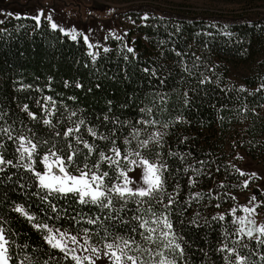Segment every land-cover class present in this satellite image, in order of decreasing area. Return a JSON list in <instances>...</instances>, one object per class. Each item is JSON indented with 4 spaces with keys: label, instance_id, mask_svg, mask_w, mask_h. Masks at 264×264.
Returning <instances> with one entry per match:
<instances>
[{
    "label": "trees",
    "instance_id": "16d2710c",
    "mask_svg": "<svg viewBox=\"0 0 264 264\" xmlns=\"http://www.w3.org/2000/svg\"><path fill=\"white\" fill-rule=\"evenodd\" d=\"M144 12L152 16L138 34L130 39L132 31L124 32L107 51H94L81 36L72 39L41 18L0 20V129H8L0 132V157L11 162L0 164V230L9 264H76L46 243L38 225L87 229L92 240L138 238L156 229L150 244L172 264H264V235L238 232L233 200L242 179L234 151L264 156V22L251 9L194 16L144 5L127 14ZM220 57L253 63L242 79L246 89L224 85ZM216 64L223 68L217 79L208 71ZM141 126L164 129L142 149L163 166V187L153 196L125 201L111 193L113 205L101 209L39 185L40 156L49 149L66 164L75 153L68 169L99 161L110 184L114 162L101 161V154L111 145L121 152L123 139ZM21 136L36 145L30 163L20 159ZM164 217L172 224L167 238L169 229L156 223ZM171 241L180 248L166 247Z\"/></svg>",
    "mask_w": 264,
    "mask_h": 264
},
{
    "label": "rangeland",
    "instance_id": "374dc122",
    "mask_svg": "<svg viewBox=\"0 0 264 264\" xmlns=\"http://www.w3.org/2000/svg\"><path fill=\"white\" fill-rule=\"evenodd\" d=\"M144 5L151 8L160 7L171 12L194 16H229L230 14L242 13L245 9H251L264 22V0H0V20L16 14H25L35 18L39 16V18L49 25L55 23L58 29H63V32H66L70 37L73 35L75 37L81 36L84 40V37L87 36L88 40L86 44L92 47L94 51H97L105 49L108 42H117L124 39V32L132 31L130 39L135 37L138 34L136 30L138 25L148 21L147 19L152 15L146 12L138 15H129L127 13L133 9L137 10V8H141ZM215 62H220L217 64L224 62L227 69L224 70L217 64L214 69L208 66V71L214 78L217 79L223 69L225 73L224 85L226 87L246 89L247 86L244 85L242 79L250 74L253 63L242 65L229 62L223 57L215 60ZM162 133H164V129H161L159 126L148 129L141 126L134 129L129 139L128 137L123 139L124 145L121 144L120 156L115 155L114 149H117L111 145L108 148L106 156L111 158L109 160L110 162H114L112 168H110V173H114V179L110 184L106 185L108 175L104 178V190L107 191L114 185L123 187L126 179L129 181L127 186L133 188L134 191L140 187H144L143 166L139 162L146 159L150 163L161 166V160L156 156L147 159L144 156L145 151L142 149L146 148L149 150L151 142L159 138ZM20 138L24 137L21 136ZM20 138L19 148L20 144L23 143L24 148L31 149L32 144L28 143L30 140L24 138L22 141ZM144 141H148L146 147L142 146V142ZM52 152H55L57 156L61 157L53 149L44 152L40 156L42 169L36 173L43 174L45 172V156L49 157L48 163H53L55 157L51 155ZM136 153H139V155H136ZM234 155L237 162L235 163L236 169L239 173H243V175L241 174L242 179L239 183L240 188L233 196L234 206L238 211L236 214L237 229L240 234L245 236H248L247 232L251 229V237H256L261 234L256 229L264 226V156L262 160L254 159L240 148L234 151ZM24 157L30 163L31 158L28 157L27 153H24ZM99 164L100 162L96 161V163L91 165L92 167L90 169L93 172H97L98 175L107 173V171L95 167ZM79 168L68 169L67 167V170L73 175L78 176L80 174L79 170H81ZM87 170L88 168L84 171ZM53 171H58L54 163ZM121 173L124 175H121ZM246 208L255 209V211L249 213L245 211ZM241 218H243V223H241ZM249 221H252V223H249ZM44 226L38 225L45 241V237L49 235V229L51 230V234L57 236V238H59L60 233L67 234L65 237L67 248L75 249V252H69L68 256L71 259L73 255L80 258V264H113V258H111L110 253L116 249H107L105 245L119 243L117 238L120 236L109 237V240H92L91 236L85 231L71 233L58 227ZM240 229H243V231H240ZM154 234L155 232L152 233V236ZM71 236L77 238L76 243H73L69 239ZM144 237L141 235L138 238L136 236L129 238L123 236L124 239L135 241L131 245L132 250L125 249V251L128 252V255L138 258L137 264H160L161 260H164L166 264L170 262L169 260L163 259L161 255H158L160 252L151 246V242L145 240ZM85 239H87V244L84 243ZM46 243L51 247L47 241ZM137 245L139 248H137ZM92 248H96L97 252H92ZM116 251L119 255V251ZM105 252H108L109 255H105ZM84 256H88L90 259L83 260ZM72 260L76 263V260ZM122 264H131V262L123 260Z\"/></svg>",
    "mask_w": 264,
    "mask_h": 264
},
{
    "label": "snow or ice",
    "instance_id": "6c2138e0",
    "mask_svg": "<svg viewBox=\"0 0 264 264\" xmlns=\"http://www.w3.org/2000/svg\"><path fill=\"white\" fill-rule=\"evenodd\" d=\"M37 20V23H39V16L35 18ZM53 29L57 28V25L53 23L52 25ZM63 31V29H60ZM72 39H76L75 35L72 36ZM85 42H87L88 37H84ZM107 51V49H105ZM129 52H132L133 50L131 48L128 49ZM31 115V113H30ZM75 115V114H73ZM45 124H48V120H44ZM81 124L83 121L80 122ZM79 130V127L76 129ZM92 131L91 129L89 130ZM0 132H8V129H0ZM72 132V129H69L64 133L65 136L70 135ZM93 135H95L94 132H92ZM11 138V137H10ZM22 141L24 138H20ZM77 142L79 141V138H77ZM28 143L31 144V141ZM148 141L142 142V146L146 147ZM84 147L89 149V152L92 151L91 147L85 142ZM36 149V145L32 144L31 149L24 148L23 143L20 144V148L18 151H21L20 159H24V153H27L28 157L31 158L33 152ZM115 155L120 156L121 153L119 150H115ZM52 156L55 157V160L53 163L56 165V168L58 169L57 172L53 171V163H48L49 157H44V163H45V172L43 174L36 173V176L38 177L39 185L43 188L48 190L49 194L57 193L60 195H63L65 197L71 195L78 197V203L80 204H92L97 205L101 209L105 208H111L113 205V200L110 193H115V195L119 196L122 200L126 201V197L130 196H139V197H149L153 196L158 190L162 189L163 187V180L161 176V168L163 166H158L156 164L150 163L148 160H141L139 163L143 166V184L144 187H140L138 190L134 191L133 188H130L127 186L129 181L125 180V185L123 187L119 185H114L112 188H109L107 191L104 190V178L108 175L107 173H103L102 175H98L97 172H93L91 169H88L87 171L79 170L80 174L73 175L71 172L67 170L66 162L59 156L56 155L55 152L51 153ZM75 153L69 155L67 157V164H70L73 161V156ZM136 155H139V153H136ZM103 160H111L110 157L105 156L104 154H101V161ZM4 163H11L10 161L6 162L3 160L2 157H0V164ZM26 168L29 170L31 169V165H25ZM97 169L99 168V165L95 166ZM85 168H87V165H85ZM243 175V173H241ZM121 175H124L121 173ZM255 175V174H253ZM253 199H255L253 197ZM106 201V202H105ZM17 212H21L22 210L18 207L16 209ZM246 212H254L255 209H245ZM31 219V217H29ZM138 219V218H137ZM220 219H223V217H220ZM88 223L93 224L96 223L95 220H89ZM156 223H163L164 227L169 229V232H164L163 236L167 238L170 234V230L172 228V224L168 221L167 217H164L163 220H158ZM241 223H243V218H241ZM249 223H252V221H249ZM44 227H47L46 225ZM141 228L145 227V224L142 223L140 225ZM88 230L85 229V232ZM156 229H148V235L144 237L145 240L151 242L153 240L152 233L155 232ZM240 231H243V229H240ZM257 232L261 233V235H264V226L259 227L256 229ZM66 233H60L59 238L57 236L51 234V230L49 229V235L45 237L46 241L51 245L52 248H59L62 252L65 253V256L67 257L69 252L74 253L75 249H68L67 243L65 241ZM247 235L249 237L252 236V230L249 229L247 232ZM69 239L73 242H77V238L75 236L69 237ZM119 243H109L106 244L105 247L107 249H116L119 251V255L117 254L116 250L111 251L110 256L113 258V264H122L123 260L130 261L131 264H137L138 258L135 256L128 255V252L125 251V249H128L129 251L132 250L131 245L135 243V241H129L127 239H124L123 237H118ZM261 243H264V240L260 241ZM85 244H87V239L84 241ZM7 241L4 238L3 231L0 230V264H9L10 257L8 256V248L6 247ZM166 247L174 246V248L179 249L180 245L175 244L174 241H171L168 245H165ZM137 248L139 246L137 245ZM92 252H97L96 248L91 249ZM105 255H109L108 252H105ZM158 255H163V253H158ZM72 259L76 260V264H80V258L76 257L75 255L72 256ZM90 257L84 256L83 260H89ZM47 264V262H45ZM160 264H166L164 260H161ZM167 264H171V262H167Z\"/></svg>",
    "mask_w": 264,
    "mask_h": 264
}]
</instances>
